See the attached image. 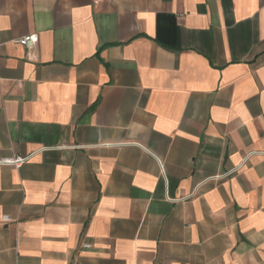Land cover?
I'll use <instances>...</instances> for the list:
<instances>
[{
	"label": "crops",
	"instance_id": "crops-1",
	"mask_svg": "<svg viewBox=\"0 0 264 264\" xmlns=\"http://www.w3.org/2000/svg\"><path fill=\"white\" fill-rule=\"evenodd\" d=\"M14 155L0 264H264V0H0Z\"/></svg>",
	"mask_w": 264,
	"mask_h": 264
},
{
	"label": "built area",
	"instance_id": "built-area-1",
	"mask_svg": "<svg viewBox=\"0 0 264 264\" xmlns=\"http://www.w3.org/2000/svg\"><path fill=\"white\" fill-rule=\"evenodd\" d=\"M36 41H37V35L35 33L23 35L18 39H16V42L24 46L26 49H31L35 45ZM27 158H28L27 156L14 155L11 157L0 159V165H11L14 167H19ZM169 199L173 200V198H169ZM2 219L3 221L10 220L8 215H3ZM89 247L90 244L87 243L82 244V248H89Z\"/></svg>",
	"mask_w": 264,
	"mask_h": 264
}]
</instances>
